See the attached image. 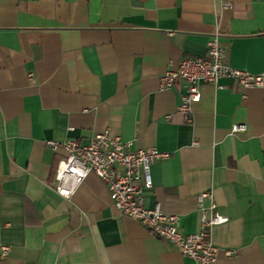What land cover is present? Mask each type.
<instances>
[{"label":"crops","instance_id":"0c3cea01","mask_svg":"<svg viewBox=\"0 0 264 264\" xmlns=\"http://www.w3.org/2000/svg\"><path fill=\"white\" fill-rule=\"evenodd\" d=\"M223 1L0 0V264H196L119 215L95 174L69 199L52 190L64 153L46 141L95 133L169 154L150 166L145 206L182 232L199 231L211 193L216 264H264V89L202 84L187 122L181 82L160 87L215 33L230 67L264 71V0Z\"/></svg>","mask_w":264,"mask_h":264},{"label":"built area","instance_id":"2783aa9c","mask_svg":"<svg viewBox=\"0 0 264 264\" xmlns=\"http://www.w3.org/2000/svg\"><path fill=\"white\" fill-rule=\"evenodd\" d=\"M222 6L230 8L231 4L224 0ZM28 77L30 79L32 74L29 73ZM222 79H229L243 89H264V71L253 74L230 67L219 43V34L215 33L207 43L205 56L183 58L176 68L168 64L160 87L170 90L177 81L181 82L178 111L185 121L190 122V105L200 99V86L208 83L220 87ZM251 130V125L233 124L230 132L250 134ZM46 146L53 152L64 153L56 163L51 187L59 196L69 199L78 185L93 173L106 183L111 204L119 215L136 221L152 237L167 241L196 264H216L219 251L211 241L210 231L225 219L217 214L211 193H202L197 197L200 229L196 233L182 232L177 215L164 213L158 205L153 208L145 206L147 192L152 189L150 166L167 158L168 153L155 148L134 150L132 143H123L119 137H111L107 133H95L84 143L76 138H67L46 141ZM206 199L209 200L207 207L203 206ZM8 251V247L1 246L0 258H6ZM229 255L230 252L226 251L225 256Z\"/></svg>","mask_w":264,"mask_h":264}]
</instances>
